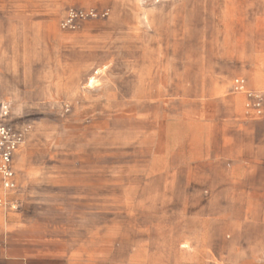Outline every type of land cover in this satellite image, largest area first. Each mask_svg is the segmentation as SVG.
<instances>
[{
  "label": "crops",
  "instance_id": "1",
  "mask_svg": "<svg viewBox=\"0 0 264 264\" xmlns=\"http://www.w3.org/2000/svg\"><path fill=\"white\" fill-rule=\"evenodd\" d=\"M54 1L0 0V30L42 25L33 16ZM172 1L175 13L202 21L225 9L215 0ZM69 8L95 11L68 6L58 26ZM3 51L0 35V58ZM231 60L239 67L224 76L230 86L184 71L135 86L117 106L135 111L128 150L56 141L48 167L18 168L19 148L20 206L0 217V264H264V103L258 116L232 91L237 77L264 91V41ZM2 101L26 143V125L10 120L0 90Z\"/></svg>",
  "mask_w": 264,
  "mask_h": 264
},
{
  "label": "rangeland",
  "instance_id": "2",
  "mask_svg": "<svg viewBox=\"0 0 264 264\" xmlns=\"http://www.w3.org/2000/svg\"><path fill=\"white\" fill-rule=\"evenodd\" d=\"M166 1L55 0L34 14L42 25L0 30L1 95L11 105L10 120L25 123L27 131L18 168L48 167L56 141L128 150L135 111L117 106L130 101L135 86L141 91L163 84L173 71L203 73L230 86L224 76L239 67L232 55L264 41L257 32H264V12H256L264 11V0H215L225 9L205 22L198 13H175L176 5ZM68 6L105 15L64 31L58 22ZM103 134L105 142L96 140ZM117 134L120 143L114 141Z\"/></svg>",
  "mask_w": 264,
  "mask_h": 264
},
{
  "label": "built area",
  "instance_id": "3",
  "mask_svg": "<svg viewBox=\"0 0 264 264\" xmlns=\"http://www.w3.org/2000/svg\"><path fill=\"white\" fill-rule=\"evenodd\" d=\"M104 13H97L93 10H79L69 8L59 27L64 31L76 30L81 22L95 17H103ZM232 91L237 94H244L258 116H261L264 103V91L260 93L246 89L245 81L242 78H235L232 82ZM9 105L0 102V217H6L19 209L17 195L19 188L16 183L15 172L12 168L15 153L25 144L24 129L19 130L8 123Z\"/></svg>",
  "mask_w": 264,
  "mask_h": 264
},
{
  "label": "bare ground",
  "instance_id": "4",
  "mask_svg": "<svg viewBox=\"0 0 264 264\" xmlns=\"http://www.w3.org/2000/svg\"><path fill=\"white\" fill-rule=\"evenodd\" d=\"M238 5V4H237Z\"/></svg>",
  "mask_w": 264,
  "mask_h": 264
}]
</instances>
